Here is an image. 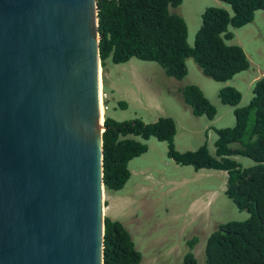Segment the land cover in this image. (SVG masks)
<instances>
[{"label": "water", "instance_id": "water-1", "mask_svg": "<svg viewBox=\"0 0 264 264\" xmlns=\"http://www.w3.org/2000/svg\"><path fill=\"white\" fill-rule=\"evenodd\" d=\"M97 0H0V264H103Z\"/></svg>", "mask_w": 264, "mask_h": 264}, {"label": "trees", "instance_id": "trees-1", "mask_svg": "<svg viewBox=\"0 0 264 264\" xmlns=\"http://www.w3.org/2000/svg\"><path fill=\"white\" fill-rule=\"evenodd\" d=\"M230 6L232 15L220 7H208L201 15L193 46L187 42V25L171 9L183 0H97L100 65L105 72L108 62L114 65L131 59L158 64L168 77L181 80L187 75L186 60L193 59L202 74L216 82L230 81L250 67L238 45H228L234 38L228 30L252 23L256 11H264V0H219ZM184 103L195 117L212 121L216 108L195 85L179 90ZM224 105L234 107L235 124L214 129L215 157L206 144L193 151L175 148L176 125L168 117L153 123L140 119L118 122L104 120L102 133L103 182L105 190L119 192L130 178L129 162L147 152L144 141L155 138L167 145V157L180 166L224 171L227 174L225 195L249 218L244 222L219 225L205 244L206 264H264V76L253 82L252 98L244 107H237L242 94L226 86L218 91ZM125 110L127 105L119 102ZM132 136V137H129ZM237 144L238 147H231ZM241 156L255 163L242 168L233 157ZM196 238L188 241L183 264H196L192 252ZM103 264H140L129 232L116 220L104 218Z\"/></svg>", "mask_w": 264, "mask_h": 264}, {"label": "rangeland", "instance_id": "rangeland-1", "mask_svg": "<svg viewBox=\"0 0 264 264\" xmlns=\"http://www.w3.org/2000/svg\"><path fill=\"white\" fill-rule=\"evenodd\" d=\"M208 7H220L232 15L230 6L219 0H183L180 6L171 9L184 19L191 47L201 26V15ZM228 30L234 33V38L226 44L242 48L250 62L247 71L222 83L204 76L191 58L186 60L188 73L181 80L168 77L154 62L137 59L119 65L108 62L105 72L100 70L103 117L118 122L140 119L144 123L171 118L176 125L177 151H193L206 144L209 154L215 157L214 129L235 124L234 107L220 102L219 89L236 88L242 94L237 107H244L252 98L253 84L248 81L255 82L264 75V11H256L252 23L239 29L229 26ZM187 85L199 87L216 108L214 122L205 116L192 115L179 91ZM119 102L127 105L125 110L118 106ZM208 126L211 128L206 130ZM132 138L148 149L129 162L130 178L121 191L105 190V208L111 207L113 198L112 211L118 215L112 220L119 221L129 232L141 254L140 264H183V257L189 252L187 243L193 238L197 240L192 250L196 264H206L205 244L209 235L221 224L244 222L249 218L246 211L238 210L226 197L225 172L209 169L196 172L190 166H180L168 159L166 143L155 138L147 141ZM233 159L242 168L255 165L245 157ZM118 199L127 205L121 209ZM104 216H108V211Z\"/></svg>", "mask_w": 264, "mask_h": 264}, {"label": "crops", "instance_id": "crops-1", "mask_svg": "<svg viewBox=\"0 0 264 264\" xmlns=\"http://www.w3.org/2000/svg\"><path fill=\"white\" fill-rule=\"evenodd\" d=\"M247 81V80H246ZM248 83L250 84V85H252L253 84V81L252 80H250V81H248ZM216 117V116H215ZM215 121V118L211 121V122H214ZM211 128V126H208L207 128H205L206 130H209ZM186 151V150H185ZM203 170V169H202ZM225 176H227L226 175V172H225ZM119 200V199H118ZM120 201V203H119V206L121 207V209L123 208V207H125L126 205H127V202L126 201H121V200H119ZM113 202H114V199L112 198V200H111V202H110V204H111V207L110 208H108V209H106L105 208V205H104V213H106V211H108V216H107V218H109V219H115L118 215L117 214H114V212L112 211L113 209H112V206H113Z\"/></svg>", "mask_w": 264, "mask_h": 264}, {"label": "bare ground", "instance_id": "bare-ground-1", "mask_svg": "<svg viewBox=\"0 0 264 264\" xmlns=\"http://www.w3.org/2000/svg\"><path fill=\"white\" fill-rule=\"evenodd\" d=\"M101 88H102V86H101V80H100V86H99V101H100V116L102 117L103 115H104V107H103V105L101 104Z\"/></svg>", "mask_w": 264, "mask_h": 264}, {"label": "clouds", "instance_id": "clouds-1", "mask_svg": "<svg viewBox=\"0 0 264 264\" xmlns=\"http://www.w3.org/2000/svg\"><path fill=\"white\" fill-rule=\"evenodd\" d=\"M263 76H264V75H263ZM263 76H261V77H263ZM261 77H260V78H261ZM226 175H227V174H226Z\"/></svg>", "mask_w": 264, "mask_h": 264}]
</instances>
